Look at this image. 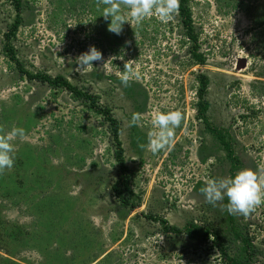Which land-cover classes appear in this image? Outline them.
<instances>
[{
	"label": "rangeland",
	"instance_id": "1",
	"mask_svg": "<svg viewBox=\"0 0 264 264\" xmlns=\"http://www.w3.org/2000/svg\"><path fill=\"white\" fill-rule=\"evenodd\" d=\"M21 2V23L12 40L16 59L30 73L64 77L110 110L118 121V139L131 172L128 185L140 202L127 212L114 201L110 184L117 168L103 118L64 90L20 77L3 56V35L14 11L9 2L0 0V125L25 129L26 138L13 141L15 153L30 150L50 176L46 183L35 177L43 186L27 181L19 204L0 197V218L22 227L30 239L37 223L55 228L63 219L59 216L72 218L75 227L66 225L55 235L38 228L43 242L54 250L48 264H71L73 258L81 259L79 264H225L209 244L184 232L164 234L146 217L157 216L180 230L190 221L207 223L226 235L230 246L239 245L225 232V211L219 204L206 203L200 194L209 179L229 176L230 162L196 119V77L202 74L208 79L204 93L208 123L228 133L240 169L260 173L264 18L255 13L263 0H188L202 65L187 54L189 44L178 14L168 22L153 14L139 28L124 24L116 35L108 31L110 20L103 17L104 6L98 8L96 0ZM90 46L103 59L93 62V69L77 72L76 58ZM127 63L132 77L124 87L120 77ZM176 109L184 119L170 149L153 154L142 147L147 145V133L154 130V112ZM134 113L141 114L140 121L129 127ZM233 216L239 229L252 237V245L264 252V204L247 217ZM28 243L31 240L10 257L0 250V256L13 264H43ZM89 243L91 250L84 252Z\"/></svg>",
	"mask_w": 264,
	"mask_h": 264
},
{
	"label": "trees",
	"instance_id": "2",
	"mask_svg": "<svg viewBox=\"0 0 264 264\" xmlns=\"http://www.w3.org/2000/svg\"><path fill=\"white\" fill-rule=\"evenodd\" d=\"M6 1L9 2L13 8L14 18L12 22L6 27V32L3 35L1 53L13 65V68L20 77H24L28 81L35 80L36 82L44 84L53 90H64L69 93L72 99L78 101L88 110L103 118L104 122L107 125L109 137L113 144V160L116 162L117 168L115 180L112 182V184H110L112 196L115 199L114 201L120 208L125 209V211L127 212L134 210L138 207L140 199L130 190L128 185L131 172L125 165L123 150L118 139V121L112 117L110 110L107 107H101L98 105V98L96 96L81 91V89L71 85L64 77L60 75L50 77L44 73H30L23 69L19 61L16 59V50L12 45V40L14 39L17 28L21 23L20 11L23 3L21 2V0ZM187 4L188 0H180L179 11L177 14L181 27L183 29V38L186 39V42H188L189 44V46L187 47V54L194 63H196L197 65H202L204 63V58L201 54L198 53L197 50L198 47L196 43V35L193 32V28L191 26L190 12ZM256 14H258V17L261 16V18H264V0L258 9L256 7L255 15ZM260 23L261 22H259V24ZM196 80L198 83V88L196 91L197 102L195 105L196 119L203 123L205 130L215 139V143H217L225 153V158L230 162L229 176H232L241 167L233 151L232 139L229 138L228 133L225 130L213 127L210 123H208L207 117L205 115L208 103L204 99V93L206 85L208 83V79L205 75L200 74L196 77ZM34 158L35 160H33ZM32 160L34 165H32L33 163H31ZM37 161H39V159H37L34 153L30 150H19L17 153H15V164L13 168H11L10 170H6L4 174L0 175V197L7 198L9 200L12 199L11 201H13L14 204H19L22 201V196L20 197V195L25 192L26 189H24V187L28 185L27 181H31V184L37 182L40 183L41 186H43L42 183L35 178L37 176L39 180H43L45 181V183L49 182L50 176L48 177L45 167L41 166L39 162L37 163ZM200 161H203V159H200ZM29 167H31L32 169L28 170ZM47 178L48 181H46ZM226 203L227 199L225 198L223 204ZM51 209V207H46L47 211ZM46 215L47 214H45L44 216ZM60 218L63 219L55 228L50 227V223L45 225L37 223L36 231L35 233H33L31 239L30 237H28V235L26 236V234H24L22 227H19L13 222H9L0 218V250H2L5 255L10 257L20 251L23 246H25L24 242H27V240H31V243H28L30 248H34L42 256V258L44 259L43 264H48L50 258H54L50 256L54 250L51 249L53 247L47 245L48 242H43V234L41 230H38V228L40 229L45 227L47 231H49V234L55 235L62 232L66 225L75 227V222H72V218H69L65 215H61V217L59 216L58 219ZM146 218L150 221L157 222L161 226L163 230L162 232L164 234H179L180 232H184L188 236V238L194 241L203 243L204 245L209 244L208 248L215 249L218 256L222 260H224L225 264H264V252L252 245V237H249L246 231L239 229L238 225L235 223L236 221L234 219V216L229 215L226 211L225 232L231 235L233 241L239 244L238 246H230L226 235H221L219 229L207 223H203V225L199 226L196 223L190 221L185 224V227L182 230H180L174 226L167 225L165 220L157 216L148 215ZM60 227H62L61 230L59 229ZM54 241L58 242V244L62 243L59 240ZM86 246L87 247L84 252H88L89 248L90 251L92 245L89 243ZM98 250L100 249L98 248ZM73 251L74 250H72V252ZM54 255L57 256L55 257L56 259L60 260L59 253H56ZM93 256L94 255L90 256L89 258ZM259 258H262L263 260H259ZM73 259L74 261L68 262H70L71 264H79V261H81V259ZM85 263L87 264V261H85L84 264ZM0 264L13 263L11 260L0 256Z\"/></svg>",
	"mask_w": 264,
	"mask_h": 264
},
{
	"label": "clouds",
	"instance_id": "3",
	"mask_svg": "<svg viewBox=\"0 0 264 264\" xmlns=\"http://www.w3.org/2000/svg\"><path fill=\"white\" fill-rule=\"evenodd\" d=\"M97 7L103 5V17L110 20L108 31L120 35L124 24H134L139 28L143 21L155 14L161 22H168L178 13L180 0H96ZM138 36V32L134 33ZM103 59L102 53L94 46L77 58V72L93 69V62ZM134 62V61H130ZM132 77L131 64L122 72L120 80L124 87L129 86ZM141 114L134 113L129 121V127L136 126ZM184 119L181 110L162 112L156 110L152 117L154 130L147 133L146 147L153 154L170 149L174 142L175 130ZM26 131L22 127L6 128L0 125V175L13 168L15 164L16 146L13 141L25 139ZM200 194L205 202L229 215L249 216L258 206L264 204V170L260 173L250 168H241L232 176L209 179ZM227 199V203L223 202Z\"/></svg>",
	"mask_w": 264,
	"mask_h": 264
}]
</instances>
